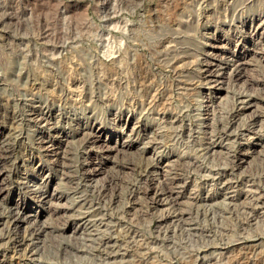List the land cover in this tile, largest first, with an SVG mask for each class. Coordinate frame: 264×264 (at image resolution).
Returning <instances> with one entry per match:
<instances>
[{
  "label": "rangeland",
  "instance_id": "1",
  "mask_svg": "<svg viewBox=\"0 0 264 264\" xmlns=\"http://www.w3.org/2000/svg\"><path fill=\"white\" fill-rule=\"evenodd\" d=\"M0 264H264V0H0Z\"/></svg>",
  "mask_w": 264,
  "mask_h": 264
},
{
  "label": "bare ground",
  "instance_id": "2",
  "mask_svg": "<svg viewBox=\"0 0 264 264\" xmlns=\"http://www.w3.org/2000/svg\"><path fill=\"white\" fill-rule=\"evenodd\" d=\"M49 11V10H48ZM40 113L42 114V116L43 117H45V121H47L48 122V120H49V114H48V112H45V111H40ZM48 114V115H47ZM50 114H51V111H50ZM124 144V143H123ZM129 146V145H128ZM30 210H32V208H30Z\"/></svg>",
  "mask_w": 264,
  "mask_h": 264
}]
</instances>
